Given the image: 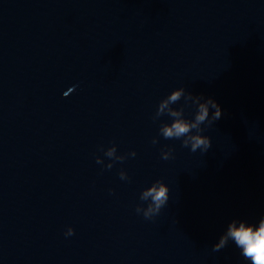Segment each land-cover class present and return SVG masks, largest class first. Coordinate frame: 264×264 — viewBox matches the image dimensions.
<instances>
[{
    "label": "water",
    "instance_id": "95a60500",
    "mask_svg": "<svg viewBox=\"0 0 264 264\" xmlns=\"http://www.w3.org/2000/svg\"><path fill=\"white\" fill-rule=\"evenodd\" d=\"M119 173L0 8V264H215Z\"/></svg>",
    "mask_w": 264,
    "mask_h": 264
},
{
    "label": "clouds",
    "instance_id": "9594fccd",
    "mask_svg": "<svg viewBox=\"0 0 264 264\" xmlns=\"http://www.w3.org/2000/svg\"><path fill=\"white\" fill-rule=\"evenodd\" d=\"M184 98L185 105L190 101L195 105V111L191 117L185 115V106L178 109H173L170 105L177 104ZM204 102H201V100ZM210 109L214 111L211 112ZM167 114L171 118V123L163 124L159 129V134L164 139L179 140L181 146L189 148L192 152L200 150L201 153H206L211 148V139L209 136L204 135L205 127L213 125L222 117L221 106L212 97L204 99L202 96H193L191 93H185V89L172 91L166 99H163L157 108L156 116ZM204 126V127H202ZM151 143L157 144V140L152 138ZM115 147L110 148L105 155L113 157L115 154ZM174 149L167 147L161 149V158L169 160L173 157ZM132 157L136 156L135 151L129 153ZM123 162V158H117ZM96 163L101 164L102 161L96 157ZM112 165H108L107 169H111ZM121 180L126 178L124 172L119 173ZM111 191V190H110ZM140 200L147 201L148 206L146 209L136 206L135 211L137 214L143 212L145 219H153L156 217L161 209L165 207L169 201V187L161 180H157L145 191L142 192ZM74 234V230L69 228L65 232L66 236ZM231 240L237 248L241 250V254L245 260L251 261V264H264V219H261L259 226L254 227L244 221L237 223L235 220L227 225L226 231L219 238V243L213 248V251H219L227 246Z\"/></svg>",
    "mask_w": 264,
    "mask_h": 264
}]
</instances>
